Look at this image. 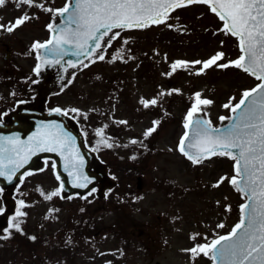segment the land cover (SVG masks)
<instances>
[{
    "label": "rangeland",
    "instance_id": "obj_1",
    "mask_svg": "<svg viewBox=\"0 0 264 264\" xmlns=\"http://www.w3.org/2000/svg\"><path fill=\"white\" fill-rule=\"evenodd\" d=\"M67 1L35 3L56 10ZM25 14L31 19L23 26L11 33L0 31V115L17 100L32 101L38 96L30 86L37 79L32 45L47 40L54 12L7 0L0 7V24L8 25ZM173 15L161 26L133 31L126 45L120 38L113 40L103 60L83 67L70 86L51 95L53 104L80 120L98 149L99 127L113 138V147L103 155L118 186L103 200L92 194L86 199L54 197L48 201L40 190L50 194L58 189V182L54 184L46 174L38 190L23 191L37 202L23 218L25 238L11 236L0 243V264H213L202 254L193 259L184 250L210 243L240 221L244 199L229 182L235 175V162L225 156L193 164L177 150L178 139L197 92L201 99L213 101L201 109L217 125L220 117L231 113L223 105L238 103L243 91L257 80L235 67L213 66L198 75L202 65L191 62L207 61L217 52L225 54V60L218 63L237 59V39L218 27L206 6H192ZM184 20L188 23L182 28ZM7 46L11 56L4 59ZM127 46L132 51L123 49ZM137 54L146 60L152 55L157 65H146ZM128 58L138 61L130 63ZM178 60L188 62V67L172 72L171 65ZM153 99L155 105L150 103ZM141 100L149 101V106L144 107ZM154 121L160 123L154 125ZM153 127L156 131L146 137ZM221 177L229 179L213 187ZM220 223L224 228L216 227ZM29 232L39 237L25 240ZM196 234V240L190 239Z\"/></svg>",
    "mask_w": 264,
    "mask_h": 264
},
{
    "label": "snow or ice",
    "instance_id": "obj_2",
    "mask_svg": "<svg viewBox=\"0 0 264 264\" xmlns=\"http://www.w3.org/2000/svg\"><path fill=\"white\" fill-rule=\"evenodd\" d=\"M6 2L7 0H0V7ZM14 2L17 5L23 4L28 7H39L50 13L55 12L56 16L63 18L62 27L54 28L52 23L48 24V30L52 33L50 39L43 43L37 41L32 45V49L38 53L37 59L46 65L59 64L63 57L70 54L91 55L89 50L101 49L100 41L108 36L112 29L146 28L152 24L165 23L170 12L177 8L191 4L210 5L211 11L224 22L222 31L238 39L241 55L235 60L218 63L225 60V54L217 52L207 61L191 62L202 65L197 74H202L204 70L213 66L221 69L235 67L254 76L260 83L250 90L243 91L235 105L231 103L223 105L235 114L231 117H220L221 121L225 119L232 121L226 128H215L207 119H194L201 111L202 105L213 104L211 99H201V93L197 92L194 104L185 117L183 127L186 131L179 141L178 150L193 164H202L212 157L226 156L233 160L235 175L230 179L221 177L213 187H219L220 183L229 179L230 184L238 192L243 193L249 202L240 206V221L227 235H218L210 243H197L184 251L189 252L193 259L202 254L217 264H264V0H73L64 8L56 10L46 8L44 4H37L35 0ZM29 19L31 17L25 14L8 25L0 24V31L11 33ZM118 35L119 33H113V36ZM90 41L94 43H89ZM73 46L77 51L70 53L69 48ZM41 49L52 59L41 57L39 55ZM98 59L103 60L104 56L99 55ZM66 63L72 68L78 66L71 60ZM83 66L88 67L87 64ZM178 67L187 68L188 62L179 60L174 62L171 65L172 72ZM34 72L36 75L40 74L41 64H37ZM232 99L235 98H230ZM141 103L146 108L149 106V101L141 100ZM150 103L155 105L157 100L153 99ZM54 111L61 113L59 108ZM71 111L78 112L77 109ZM61 114L67 115V112ZM84 117L87 119V114H84ZM118 123L123 124L126 121ZM159 123L153 122L154 125ZM155 131L156 127H153L145 136ZM96 135L101 137L100 144L107 148L113 147L109 139L103 137V129L97 130ZM131 143L135 144L137 141L133 140ZM41 151L57 152L63 157L65 171L72 177L74 187L87 188L91 183L83 175L84 160L76 148L75 138L65 132L59 124L42 125L27 141H22L18 136L0 137V177L12 182L30 157ZM57 179H60L59 175ZM62 191L63 183L60 184L59 190H54L50 194L40 190V194L45 200L51 201L54 197H61ZM2 192L3 189L0 188V193ZM93 192L94 188L88 195ZM18 203L20 208L27 206L23 200ZM3 211L0 208V214ZM26 215L18 209L12 217L15 223H11L10 228L23 234L22 221L18 218ZM216 227L222 229L224 224L220 223ZM10 235L9 232L8 236L0 238L8 239ZM197 235H192L190 239L196 240ZM29 239L35 240L36 237L32 236Z\"/></svg>",
    "mask_w": 264,
    "mask_h": 264
},
{
    "label": "water",
    "instance_id": "obj_3",
    "mask_svg": "<svg viewBox=\"0 0 264 264\" xmlns=\"http://www.w3.org/2000/svg\"><path fill=\"white\" fill-rule=\"evenodd\" d=\"M57 26L62 27L64 20H62ZM103 31V30H101ZM113 29L111 32H109L108 36H105L103 40L100 41L101 43V49L99 50H89L91 55H82V56H74V55H68L61 59L59 64H53V65H46L41 64V80L40 84L44 91H52L53 89L59 87L60 85L64 84L71 73V71L75 68L69 67L66 63L67 61L71 60L73 62H76L78 64L77 67L83 65L88 60L96 57L99 55L100 51L102 50L105 41L108 39V37L111 35ZM89 43H94L90 41ZM77 51V49L73 46L69 48V52ZM39 55L41 57L52 59L51 56H46L44 50H39ZM82 61V63H80ZM76 67V68H77ZM66 69V70H65ZM8 119H12L15 121L14 128L11 131L6 132V137L8 136H23L25 139H28L30 136H33L41 127L42 125L47 124H59L63 128V130L67 133H69L71 136L75 138V145L76 148L79 150L81 157L84 160L83 165V175L87 177L91 183L88 184L87 188H77L73 186V180L72 177L68 175V172L65 171L64 168V160L63 157L57 153V152H37L35 155H32L28 162L17 172L16 176L13 178V180H17L18 177L30 166L34 165L36 160H39L41 157L48 155L49 157H52L55 160V170L57 175H59L60 179L62 180V183L64 184V191L63 193L65 195L67 194H85L88 193L91 189L95 187H100V191H102L106 186H112L113 182L109 178V176L106 173V167L103 163H99V160L96 161V157L93 153H91L87 147L84 144V141L81 137V135L78 132V128L76 124L73 121H69L63 117L62 114L59 113H49V114H42V113H36V112H29L24 111L22 108L18 110L17 112H14L10 114ZM202 118L207 119L202 113H198L197 116L194 118ZM208 120V119H207ZM232 123V122H231ZM230 123V124H231ZM22 139V138H20ZM24 141V140H23ZM188 142H186L187 144ZM188 151H191L190 149H186ZM6 179L3 177H0V184L3 185L4 181ZM83 182V181H81ZM248 199L247 202L248 203ZM7 215H0V227L5 225ZM215 264H217L216 261H214Z\"/></svg>",
    "mask_w": 264,
    "mask_h": 264
},
{
    "label": "flooded vegetation",
    "instance_id": "obj_4",
    "mask_svg": "<svg viewBox=\"0 0 264 264\" xmlns=\"http://www.w3.org/2000/svg\"><path fill=\"white\" fill-rule=\"evenodd\" d=\"M36 174H38V173H36ZM33 177H34V175H32V174L29 175L28 174L26 176L25 180L23 181V183L19 187H17L16 194H17L18 201H21V200L24 201L23 197L26 196V193H23L22 189L25 188V185L28 187L27 190H32L33 189V186H31L33 184V182H34ZM1 207L2 208L4 207V203L2 201H1ZM18 209L20 210L19 204L17 206V210Z\"/></svg>",
    "mask_w": 264,
    "mask_h": 264
}]
</instances>
